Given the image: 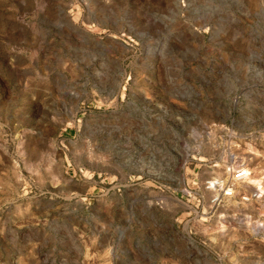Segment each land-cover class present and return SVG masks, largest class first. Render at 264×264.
<instances>
[{"label": "rangeland", "instance_id": "374dc122", "mask_svg": "<svg viewBox=\"0 0 264 264\" xmlns=\"http://www.w3.org/2000/svg\"><path fill=\"white\" fill-rule=\"evenodd\" d=\"M0 264H264V0H0Z\"/></svg>", "mask_w": 264, "mask_h": 264}, {"label": "bare ground", "instance_id": "6f19581e", "mask_svg": "<svg viewBox=\"0 0 264 264\" xmlns=\"http://www.w3.org/2000/svg\"><path fill=\"white\" fill-rule=\"evenodd\" d=\"M244 174H246V173H244ZM248 179H250V178H248ZM231 185H232V184H231ZM233 185H234V184H233ZM233 185H232V186H233ZM234 187H235V185H234ZM254 190H255V189H254ZM256 192H257V191H256ZM225 198H226V197H224V199H225Z\"/></svg>", "mask_w": 264, "mask_h": 264}, {"label": "built area", "instance_id": "2783aa9c", "mask_svg": "<svg viewBox=\"0 0 264 264\" xmlns=\"http://www.w3.org/2000/svg\"><path fill=\"white\" fill-rule=\"evenodd\" d=\"M241 176H242V174L238 175V177H241Z\"/></svg>", "mask_w": 264, "mask_h": 264}]
</instances>
